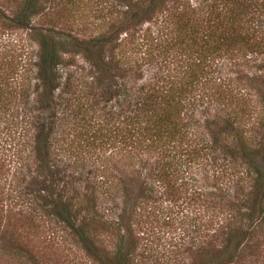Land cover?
Listing matches in <instances>:
<instances>
[{"label": "trees", "instance_id": "obj_1", "mask_svg": "<svg viewBox=\"0 0 264 264\" xmlns=\"http://www.w3.org/2000/svg\"><path fill=\"white\" fill-rule=\"evenodd\" d=\"M7 1L13 3L14 11L7 15L0 10L3 20L27 29H31L27 21L30 15H42L47 28H51L61 16H71L80 7V0ZM119 1L124 8L118 23L107 19L105 25L108 27H100L99 32L88 39H78L70 34H63L65 38L56 40L52 36H39L37 58L33 63L38 67L35 88L29 92L23 85L20 95L26 105L30 93H34L41 106L28 108L24 127L31 130L28 143L3 142V147H11L9 160H14L19 168L25 160L24 166L30 172L29 181L34 179L33 183L39 184L42 192L21 190L17 182H10L4 197L17 203L21 198L40 195L43 204L50 205L53 215L68 226L87 255L100 264H131L127 256L128 238L132 235L130 221H133L138 206L148 200L156 201L158 195L170 193L173 187L184 185L181 183L184 182V192L190 191V195L201 200L231 196L228 206H237V210L239 202L246 206L235 216L227 213L223 217L225 224L220 222L221 219L209 222L204 231L208 237L205 243L200 240H195L192 246L187 243L188 259L183 264L242 263L240 253L255 231L254 223L264 219V122L251 119L254 106L248 109L240 95L217 82L219 76L215 70L218 69L216 59L223 54L231 55L235 50L242 56L264 54V32H261L264 26L259 19L260 15L264 18V0H201L206 11L196 17L187 11L194 10L190 0ZM158 9L170 13L167 19L172 28L168 32V50L179 54L171 59L174 60L172 63H164V67H158L146 77L141 65L148 59L141 63V58L146 57L143 51L142 57L137 58L123 53L115 57L104 53L111 45L117 46L115 43L120 34L127 36L145 21H150ZM61 51L80 53L96 65L101 79L97 81L96 75L93 81L98 85L103 82L104 92L93 88L87 96L83 95L92 100L95 93H106V100L116 98L119 101L116 110H102L104 105H101L100 110L95 111L84 102L61 110L62 101L53 95L58 85L56 72L66 63L61 61ZM95 52L99 55L98 62ZM259 69L264 74V62ZM257 90L258 104L264 110V87ZM251 92L256 94V91ZM10 99L11 94L9 97L0 91V105L5 111L10 109ZM211 104L214 112L211 109L209 113ZM198 110L201 118L196 116ZM65 116H69V121ZM252 123L260 127L255 146L251 142L256 135L249 133ZM69 134L73 137L68 140L62 137ZM53 137L57 140L55 143L51 141ZM24 151L27 155H23ZM141 154L155 156V161L149 164ZM209 159L217 166L223 163L238 167L235 172L242 171L240 178L247 177L246 182L251 183H248L250 188L246 197L250 196L253 201L235 195L242 187V179L236 181L233 188L213 185L212 189L204 191L196 184L194 168H181L185 164L204 165ZM96 162L98 166H95ZM113 165L115 171L111 172ZM9 166L8 163L6 167ZM67 168H99L100 171H92L89 182L85 176L81 180L84 183L77 184L74 182L80 179V174L74 176ZM210 169L212 176L220 171V168ZM88 172L87 169L86 174ZM41 173L50 176L49 180L41 178ZM51 178H59V182H54L57 187ZM207 194L209 198H206ZM72 198L84 209L80 218H76L77 210L71 209ZM116 207L115 219L99 223L98 213L108 215L116 211ZM100 230L111 233L117 230L122 245L109 255L99 250L101 243L96 239ZM2 240L0 236V251L5 254H19L24 250L29 253L16 240ZM216 240L222 243L221 248H216Z\"/></svg>", "mask_w": 264, "mask_h": 264}, {"label": "rangeland", "instance_id": "obj_2", "mask_svg": "<svg viewBox=\"0 0 264 264\" xmlns=\"http://www.w3.org/2000/svg\"><path fill=\"white\" fill-rule=\"evenodd\" d=\"M189 2L194 9L193 11L187 10L190 15L196 17L205 13L206 9L201 0H190ZM82 4L84 5L81 6ZM79 5L78 10H74L77 14L73 12L71 16H61L51 28H47V22L42 15L29 16L30 19L27 21L31 25V29L3 20L5 19L4 16L0 15V91H4L9 97L10 94L12 95L8 111H5L4 106L0 105V163L2 165L0 167V236L3 238L2 241L7 238L16 240L19 245H23L29 250V253L24 250L19 254H5L0 251V264H100L94 257L86 254L68 226L53 215L50 205L43 204L40 195H37L41 194L42 187L33 183L34 179L29 181L30 172L29 168L24 166L25 160L22 161V168H19L14 160H9L11 147L8 148L5 145L3 147V142L23 145V141L29 140L27 138L31 130L27 131L24 128L29 115L28 108L41 106V102L36 101L34 93H30L26 105L20 95L23 85H26L25 87L29 92L35 88L34 83H36L38 67L33 63L37 58L39 36L41 34L45 37L52 36L51 38L56 40L65 38L66 36L63 34H70L78 39H88L91 35L98 33L100 27L104 26V29L108 27L105 25L107 19L109 22L117 24L118 17L124 8L119 0H80ZM12 6L13 3L0 0V10L5 14L11 15L13 13ZM160 10L153 12V19L145 21L140 27L132 30L130 34L127 33V36L123 33L120 34L115 43L117 46L111 45V49L108 48L104 53L113 57L123 53L126 56H131V58H137L142 57L140 54L143 51L146 57L141 58V63L144 59H148L145 64L141 65L142 73L146 77L157 71L158 67H164V63L170 62L179 54L168 50V32L172 28V24L167 19L170 13L168 10ZM220 10L222 12L224 8ZM79 14H82L86 19ZM259 19L263 21L264 26L263 16L260 15ZM261 32H264L263 27ZM60 53L61 61L66 63L60 66L56 72L58 85L53 95H56L58 101H62L61 110H69L73 104L78 102L87 103L95 111H99L101 105H104L102 110L107 111L118 108L117 103L119 101L116 98L106 100V93L101 95L97 92L92 95V100L90 97H84L83 94H88V91L93 88L104 92L105 84L101 82L98 85L93 81L96 79V75H98L97 81L101 79L95 64L88 62L80 53H63L62 51ZM94 55H96L97 59L95 60L98 62L100 60L98 53L95 52ZM263 62L264 54L249 53L242 56L235 50L231 55L228 53L218 57L216 59L218 69L215 70V74L219 76L217 82L226 89H233V93L238 96L240 95L239 98L243 100L248 109L254 106L251 119H259L262 123L264 122V110H261L260 104H258L260 97L257 88L264 87V74L259 69ZM130 72L132 73V70ZM251 90L256 91V94L250 93ZM246 92L248 93L246 94ZM211 109L214 112L212 104L209 106V113ZM199 112L200 110L196 111V116L201 118ZM30 113H33V110ZM4 115L5 117H3ZM67 120L69 121V116ZM251 126L250 135H256L251 144L255 146L259 137L256 133L260 127L253 123ZM70 136L73 137L72 134L62 137H66L68 140ZM51 141L55 143L57 140L53 137ZM25 151L23 155H27L28 152L25 153ZM141 157L147 158L149 164L155 161V156L149 155L147 157L145 154H141ZM27 160L31 165L30 160ZM8 163L10 166L7 168ZM97 163L95 166H98ZM87 164L89 165V163ZM114 167L115 165L110 166L111 172L115 171ZM181 168H194L192 171L196 174V184L201 185L204 191L212 189L213 185L233 188L236 181L242 179L240 183L244 189L241 187L235 195L253 201L250 196L246 197V191L249 190L251 183L246 182L247 177L240 178L242 171L237 174L235 171L238 167L234 164L225 166L222 163L217 166L209 159L204 165L203 163H195L191 166L185 164ZM203 168L206 169L203 170ZM210 168H220V171L212 176ZM87 169L89 172L86 174ZM67 170L74 176L80 174L81 177L78 175L80 179L74 182L77 184L84 183L81 180L85 176L86 181L89 182L88 178L92 179V171H100L99 168H67ZM39 176L46 180H49L50 177L45 173H41ZM58 179H50L55 187L57 186L54 182H59ZM10 182H17L21 190L38 192L37 196L28 195V199L21 198L17 203L16 201L14 203L7 201L4 196ZM71 183L73 184V182ZM181 183L184 185L173 187L170 193L158 195L156 201L148 200L145 204L138 206L133 221H130L132 235L131 239L128 238L130 243H128L127 256L131 264L186 263L185 261L188 259L187 243L191 246L195 240L205 243L208 237L204 231H207L209 222L213 223L217 219H221L220 222L225 224L223 217L227 213L228 215L232 213L235 216L236 213L245 209L246 205L243 206L240 202L238 203L239 210H237V206L235 208L228 206L231 196H212L210 200H201L194 194L190 195V191L184 192L186 186L184 182ZM231 190L229 193L232 195ZM206 198H209V194ZM71 201V209L78 212L76 218L82 217L84 214L82 206L79 207L75 198H72ZM117 213V207L116 211L109 212L108 215L98 213L97 220L99 223L108 222L110 219H115ZM254 226L255 231L251 235V239L248 240V244L245 243L240 253L242 263L236 264H264V219L260 223L255 222ZM96 242L101 243L98 245V249L108 255L122 245H120L117 230L113 233L110 230H100ZM215 244L216 248H221L222 243L218 240L215 241Z\"/></svg>", "mask_w": 264, "mask_h": 264}]
</instances>
